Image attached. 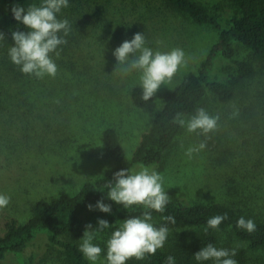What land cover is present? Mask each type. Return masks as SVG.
Here are the masks:
<instances>
[{"label":"rangeland","instance_id":"rangeland-1","mask_svg":"<svg viewBox=\"0 0 264 264\" xmlns=\"http://www.w3.org/2000/svg\"><path fill=\"white\" fill-rule=\"evenodd\" d=\"M194 1L208 9L220 4L226 19L231 13L228 0ZM41 3L38 0L35 4ZM66 8L73 10L69 13L71 18H77L73 25L77 41L72 39L71 48L52 57L58 66L54 78H40L18 98L15 96L20 82L2 79L8 70L1 59L9 46H14V40L0 19V32L5 37L0 42V116L4 126L0 137V194L11 198L8 206L0 209V236L8 222L24 223L31 215V206L39 199L73 195L85 182L102 177L112 168L113 162L101 139L106 128L117 131L126 156L131 158L150 123L147 113L130 98L131 89L141 87L140 72L123 75L118 69L114 71L117 61L113 52L123 41L131 40L139 32L145 34V46L154 52L179 48L185 53L186 62L154 96L161 106L163 93L173 90L186 74L197 69L218 35L211 26L196 24L160 0H89L77 7L78 12L73 3ZM230 68L227 62L217 60L213 77L225 81ZM246 85L243 91L247 95L238 94L229 103L219 102L212 95L204 99L200 108L220 117L214 132L205 136L189 133L183 127L161 164H137L133 171L155 170L163 177L167 195L187 203L216 201L233 206L234 202L244 207L243 202L248 201L256 214H264V109L255 96L264 91L262 70H257ZM29 102H35L37 107L31 109ZM43 104L46 110L38 108ZM37 114L49 120V137L56 149H49L37 135L39 130L30 129V124L39 121ZM201 142L206 144L203 150L193 153L191 158L185 155L187 148ZM99 219H104L99 209L88 210L69 239L80 246L85 226L91 224L95 230ZM152 223L159 227L165 221L154 218ZM168 226L164 246L173 242L175 245L180 233L190 231L180 224ZM109 238L105 229L93 240L102 249L95 264H107ZM32 253L40 259L49 257L45 237L35 240L24 252L27 256ZM0 264L18 263L10 255ZM52 264L68 263L58 258Z\"/></svg>","mask_w":264,"mask_h":264},{"label":"trees","instance_id":"trees-1","mask_svg":"<svg viewBox=\"0 0 264 264\" xmlns=\"http://www.w3.org/2000/svg\"><path fill=\"white\" fill-rule=\"evenodd\" d=\"M37 1L0 0V19L11 38L12 30L17 27L27 31L14 19L12 7L19 4L27 8ZM160 1L171 10L186 15L196 24L211 26L218 33L217 40L196 70L186 74L173 90L163 93V105H157L154 97L147 102L143 101L141 87L131 89L132 103L147 113L150 123L148 131L142 135L131 158L126 156L117 131L111 127L103 130L102 144L107 156L113 162L112 168L102 177L85 182L73 195L60 194L50 200L39 199L31 206V215L24 223L14 220L8 222L4 234L0 236V261L13 255L18 264H46L48 258L49 264L58 258H62L68 264H91L81 253L79 246L69 237L80 227L83 215L89 210L88 205L95 206L97 201L103 200L105 204L111 205V213L99 211V214L110 224L109 236L126 218L142 216L144 211H151L153 219L164 220L165 216H174L175 224L190 230L187 233H180L175 245L173 242L158 249L155 255H148L144 260L139 261L133 258L126 264H165L168 256L175 258V264H214L212 260L196 261L194 258V254L208 243H212L217 248L235 249L236 255L232 258L236 264H264V214L262 212L256 214L250 204L247 205L248 201H244V207H240L234 202L233 206L216 201L187 203L170 197L165 211L159 213L140 205L126 209L107 196L109 189L105 185L113 181L114 173L117 171L127 168L133 171L137 164L150 167L163 162L183 130V127L173 122L177 113H183L184 118L194 115L208 95H212L222 103L233 101L238 94L247 95L246 91H243L247 87L246 82L256 76L257 70H262L264 74V0H228L231 13L227 19L220 4L208 9L194 0ZM87 2L89 0H69L77 12L79 10L77 7ZM71 11L73 10L63 8L57 14L58 19H67L71 25V31L65 37L67 44L57 49L60 53L71 48L72 39L77 41L75 33L77 30L73 29L77 18L69 16ZM60 35L63 36V33ZM54 56L53 53L52 57ZM219 59L231 65L225 73V81L213 77L215 64ZM1 61L8 70L3 74L2 79H8L13 83L20 82L16 98L25 95V92L31 88V83L40 79L34 75L23 74L20 68L12 63L8 51L3 54ZM255 63L259 65V69ZM44 78L49 79V76L45 75L41 79ZM255 96L259 103L263 104L261 109H264V91ZM28 104L31 109L37 107L35 102ZM44 107L43 104L38 108L46 110L47 107ZM246 111L251 112V110ZM21 119L24 121L23 116ZM37 119L39 121L30 124V129L34 132L39 130L40 133L37 135L49 145V149H56L49 137L51 130L47 122L49 120H45L41 114H37ZM2 123L0 116V137L4 131ZM225 213L228 219L221 223L218 230L208 228L209 218ZM240 217L246 220L252 219L256 224V231L248 233L244 229L237 228L236 223ZM41 237L46 238L49 257L40 259L35 253L25 255V250Z\"/></svg>","mask_w":264,"mask_h":264},{"label":"clouds","instance_id":"clouds-1","mask_svg":"<svg viewBox=\"0 0 264 264\" xmlns=\"http://www.w3.org/2000/svg\"><path fill=\"white\" fill-rule=\"evenodd\" d=\"M69 6V0H42L37 6L30 4L27 8L15 5L11 12L18 25H23L27 31L19 27L12 30L11 35L14 46H9L8 55L13 64L20 68L23 74L34 75L43 78L45 75L55 77L58 66L52 59L54 53L59 57L57 49L66 45L65 37L71 31V25L67 19L60 20L57 14L63 8ZM63 33V36L60 35ZM5 39L0 32V42ZM146 37L143 33L134 34L131 40H125L118 46L113 55L117 61L115 67L123 74L128 75L133 71L140 72L141 99L145 102L152 99L157 91L166 82H170L185 61V53L182 49L175 48L170 52L153 51L145 46ZM62 50V49H61ZM219 115L212 116L204 108L197 109L190 118L185 119L183 113H177L173 122L181 127H186L189 133L198 132L207 136L218 127ZM206 147L201 142L198 146L187 148L185 155L189 158L193 153ZM163 177L155 170L141 168L138 172L128 168L114 173L113 181L105 185L109 191L107 196L117 204L129 208L135 205L145 209L163 213L170 197L163 189ZM10 196L0 194V209L8 206ZM99 209L104 213H111V205L103 200L96 205H88L89 210ZM151 211H144L142 216L126 218L123 224L117 228L107 241V264H126L131 259L144 260L148 255H155L158 249L163 248L168 234L169 224H175L176 218L168 215L163 217L165 223L159 227L152 223ZM227 214H217L207 220L208 228L218 230L222 222L227 220ZM98 227L88 224L82 237L79 250L84 257L95 264L99 259L102 249L93 243L100 232L110 227L107 220L99 219ZM236 227L246 230L248 233L256 231V224L252 219L240 217ZM236 250L217 248L208 243L194 254L196 261H214V264H236L232 258ZM165 264H175V258L168 256Z\"/></svg>","mask_w":264,"mask_h":264}]
</instances>
